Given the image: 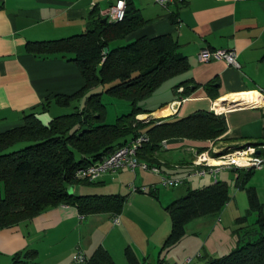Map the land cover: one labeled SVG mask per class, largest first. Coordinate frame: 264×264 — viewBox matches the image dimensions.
<instances>
[{"label":"crops","instance_id":"1","mask_svg":"<svg viewBox=\"0 0 264 264\" xmlns=\"http://www.w3.org/2000/svg\"><path fill=\"white\" fill-rule=\"evenodd\" d=\"M130 2L147 22L112 45L168 34L176 39L189 63L187 71L163 82L141 102L148 112L138 116H146V122L210 110L225 118L227 129L219 143L264 144V0H170L164 6L153 0ZM109 3L110 0H0V133L21 126L24 116L32 112L43 123L67 113L74 100L68 106H59L54 97L72 95L83 87L77 65L60 56L36 57L25 50V45L28 41L83 33L90 14H98ZM204 47L235 50L240 67L222 60L199 62L196 55ZM251 96L255 100L251 101ZM176 101V109L171 110L169 105ZM82 104L83 99L73 109ZM165 141L166 145L161 144L153 153L154 162L139 159L160 167L170 177L185 178L177 185L182 189L158 193L160 176L140 168L106 172L89 183L94 184L92 192L88 189L87 194L82 193L84 187L72 191L82 195H126L120 214L81 215L75 206L67 204L46 208L29 220L0 229V264H11L15 254L26 251H34L30 264H69L76 250H82L89 259L99 247L110 254L115 264H130L124 253L127 247L137 259L133 264H173L187 257H192L190 264H201L253 238L257 231L255 220L248 223L244 214L248 209L246 196V201H241L246 207L240 210L235 201L234 209L229 200L218 214L189 221L180 241L168 250L161 249L171 228L167 205L188 190L216 181L240 189L236 184L238 174L247 170L222 169L216 176H188L197 148L207 143L209 147V142L183 138ZM255 170L260 172L256 181L250 184L251 176L246 186L253 187L264 204V165ZM207 176L209 179L202 180ZM132 185L144 190L133 191ZM236 196L234 192L233 200ZM115 215L118 223L113 222Z\"/></svg>","mask_w":264,"mask_h":264},{"label":"trees","instance_id":"2","mask_svg":"<svg viewBox=\"0 0 264 264\" xmlns=\"http://www.w3.org/2000/svg\"><path fill=\"white\" fill-rule=\"evenodd\" d=\"M103 19L93 11L83 33L28 41L25 45V50L36 57L60 56L77 65L83 87L69 96L56 95L54 102L68 106L73 100L83 99V104L47 123L34 112L26 114L21 126L0 133V229L29 220L46 208L60 204L75 206L81 215L120 214L126 195H82L70 191L75 184L91 183L75 178L78 168L99 161L141 133H146L149 141L140 149L139 157L154 162L153 153L163 140L183 138L209 142L219 140L226 132L224 116L210 110L146 122L138 119L139 114L148 112L140 105L143 100L163 82L188 70L187 57L179 51L176 39L168 34L143 36L112 45L147 22L130 0H127L123 20ZM105 47L108 48L106 53ZM98 86L102 89L95 91ZM103 93L127 101L129 112L118 115L113 123H105ZM212 97L215 99L217 95ZM48 104L46 102L45 106ZM207 149L208 143L198 147L197 152ZM253 172L254 168L241 170L236 184L246 193L247 213L256 214V235L246 238L230 252L208 258L201 264H264V204L255 189L246 186ZM230 198L228 184L216 181L188 190L171 202L165 207L171 228L161 249L168 250L177 244L185 235L189 221L218 214ZM124 253L130 264L137 262L131 248L127 247ZM33 255L34 251L17 253L11 264H30ZM86 264L115 263L110 254L99 247Z\"/></svg>","mask_w":264,"mask_h":264},{"label":"built area","instance_id":"3","mask_svg":"<svg viewBox=\"0 0 264 264\" xmlns=\"http://www.w3.org/2000/svg\"><path fill=\"white\" fill-rule=\"evenodd\" d=\"M153 1L164 6L166 2L170 0ZM126 7L127 0H110L109 5L105 9L99 11V16L105 18L109 22H119L123 20L125 16ZM196 56L197 60L201 63L222 60L235 68L240 67L237 59L238 54L233 49H211L204 47L198 51ZM177 103H179V101L171 103L169 108L171 110L176 109L175 107ZM148 141L149 137L146 133L138 134L128 143L117 147L99 161L78 168L75 171L74 176L77 179L92 182L109 171H116L123 168L132 171L136 168H140L159 175L160 183L164 187L182 184L185 178L170 177L164 174L160 167L139 159V151ZM161 144L165 146L166 141H161ZM231 147L218 148L214 145V140L209 141V147L207 150L195 154V157L191 162V170L188 172V176H216L222 169L260 168L264 165V153H262L264 150V144L257 146L251 144L234 145L233 148L235 149L229 150ZM219 149H223V151L219 154L215 153V151H218ZM257 152L261 153L257 154ZM131 189L133 191L144 190V188H136L133 185ZM113 222H119L117 215L114 216ZM199 255L200 254L198 253L197 256ZM87 261L88 257L86 254L78 249L72 254L69 264H86ZM191 261L192 257H187L182 262H174L173 264H190Z\"/></svg>","mask_w":264,"mask_h":264},{"label":"rangeland","instance_id":"4","mask_svg":"<svg viewBox=\"0 0 264 264\" xmlns=\"http://www.w3.org/2000/svg\"><path fill=\"white\" fill-rule=\"evenodd\" d=\"M102 89V86H98L96 88L95 91H99ZM102 101L103 103L105 104L106 106V117H105V123H113L115 121V118L116 116L118 115H121V114H126L129 112L130 110V105L127 101L125 100H121V99H118V98H115L113 96H110L106 93H103L102 96ZM79 100L81 99H77V100H74L72 103H71V106L68 108L69 110L67 111V113H70L73 111V106L77 105L79 103ZM166 112V111H164ZM214 144L216 147L218 148H227V147H231L229 150H234L235 148H233L234 145H226L224 143H219V140H214ZM20 147V146H19ZM262 153H264V150L262 151ZM186 159L189 158V156L185 155L184 156ZM260 173L258 171L255 170L254 174L252 175V178L250 180V184H253L255 181H256V178H257V174ZM221 178H224L225 176H223V174H220ZM209 179V177H203L202 180H207ZM210 179H213V178H210ZM196 181V180H194ZM195 184L197 183H193V185L195 186ZM94 184H75L73 187H71V190H73L74 188H79V187H84L82 189V193H88L89 191L92 192L91 188ZM181 187V186H180ZM179 186H169V187H164L162 185H160L159 189H158V193L160 192L161 194L165 191V189L167 190H177V189H182L180 188ZM89 189V191H88ZM229 193H230V201H232V206L234 207L235 209V201H237L239 204H237L238 207H240V210L244 207H246V204L243 205L241 203V201H246V194H245V191L242 190V189H237V188H233L232 185H230L229 183ZM234 192H237V196L235 198V200H233V194ZM240 199V201H239ZM247 203V202H246ZM246 215V218L248 219V223L252 222L255 220V217H256V214L255 213H251V214H248L247 212L244 213ZM223 225H225L224 223H222ZM172 251V250H171ZM227 253L226 251H222V254H225ZM168 254V253H167ZM165 255V254H164ZM166 256V255H165ZM200 263V262H199Z\"/></svg>","mask_w":264,"mask_h":264},{"label":"water","instance_id":"5","mask_svg":"<svg viewBox=\"0 0 264 264\" xmlns=\"http://www.w3.org/2000/svg\"><path fill=\"white\" fill-rule=\"evenodd\" d=\"M103 21H106V19L104 18ZM108 51V48L105 47L104 48V53H106ZM138 119H141L143 118L142 120H145L146 119V116H137ZM223 149H219L218 151H215V153L219 154L220 152H222ZM72 192V190H70Z\"/></svg>","mask_w":264,"mask_h":264},{"label":"bare ground","instance_id":"6","mask_svg":"<svg viewBox=\"0 0 264 264\" xmlns=\"http://www.w3.org/2000/svg\"><path fill=\"white\" fill-rule=\"evenodd\" d=\"M251 97H252V100L251 101L255 100V97L254 96H251ZM164 111H168V109L167 110H164ZM164 111H162V112H164Z\"/></svg>","mask_w":264,"mask_h":264}]
</instances>
